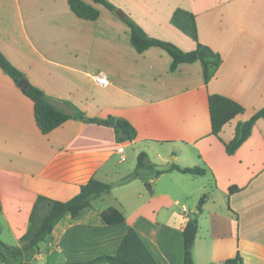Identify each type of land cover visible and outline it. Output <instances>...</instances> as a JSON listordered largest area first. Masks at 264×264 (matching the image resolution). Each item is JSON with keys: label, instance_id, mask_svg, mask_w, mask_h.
<instances>
[{"label": "crops", "instance_id": "0c3cea01", "mask_svg": "<svg viewBox=\"0 0 264 264\" xmlns=\"http://www.w3.org/2000/svg\"><path fill=\"white\" fill-rule=\"evenodd\" d=\"M82 1L99 11L96 21L77 18L67 0H0V54L57 109L84 115L43 135L32 101L0 69V238L5 231L6 241H14L9 247L21 248L39 196L64 202L90 179L112 189L76 218L63 216L36 252L11 257L7 251L10 258L1 264L113 256L129 228L158 264H182V231L202 196L193 263L222 264L238 255L242 264H264V118L233 154L225 149L237 126L264 106V0H106L114 11ZM176 10L194 16L198 41L221 57L207 84L198 62L171 71L164 50L137 53L131 45L124 17L150 38L193 50L195 42L171 22ZM97 73L105 75L106 87L95 83ZM212 94L244 108L219 137L211 134L207 99ZM109 117L128 122L134 139L122 142L115 125L89 121ZM124 143L133 147L132 163L120 168L129 157ZM155 145L173 155L152 159ZM140 152L164 172L141 170L142 178L123 183ZM172 165L199 167L205 174L166 172ZM164 177L179 184L194 210L182 208V214L167 218V209L177 202L169 188L152 187ZM108 210L121 213L123 222L106 224L102 214Z\"/></svg>", "mask_w": 264, "mask_h": 264}, {"label": "trees", "instance_id": "16d2710c", "mask_svg": "<svg viewBox=\"0 0 264 264\" xmlns=\"http://www.w3.org/2000/svg\"><path fill=\"white\" fill-rule=\"evenodd\" d=\"M95 4H100L110 11L115 8L106 0H91ZM71 12L79 19L87 21H96L99 18V11L93 6L82 0H67ZM123 21L128 25L131 31V45L137 53H143L151 47H158L171 57L170 70L175 71L180 64H191L198 62L202 69L204 83L210 80L213 70L221 63V57L218 53L212 51L206 45L198 41L194 16L182 10H176L171 22L185 35L189 36L195 42V48L188 52L181 51L175 45L148 37L143 30L127 19ZM0 69L9 76L16 84L23 75L17 71L1 54ZM21 92L28 97L33 103V114L37 128L46 135L54 129L61 126L66 121L75 118L83 119L84 115L76 111L75 115H68L57 109L38 88L28 84L27 88L21 89ZM66 103V102H65ZM68 104V103H66ZM211 134L219 137L222 127L228 124L237 115L244 112V108L237 102L212 94L207 99ZM264 118V106L255 112L247 121L239 124L236 128L234 138L225 144L228 154H233L241 144L251 135L254 124L257 120ZM91 122L109 125H118L115 133L121 137V141H132L135 137L134 128L126 121L107 118L105 121L92 119ZM152 172L159 176L164 171L155 170V165L149 161L145 152H140L136 159V167L132 174L126 177L122 182H129L133 179L142 178L140 171ZM176 171L182 174L194 176H203L205 171L199 167L181 168L178 165H172L166 172ZM145 187L150 185L145 183ZM112 186L95 179H90L85 185L79 187V192L67 201H56L43 196L37 197L32 212L29 217V228L26 234L21 238V248L6 246L0 241V246L11 251L12 256L16 257L26 252H36L39 244L46 241L59 220L69 215L76 218L82 211L90 206L92 200L110 193ZM238 188L230 187V192L237 191ZM205 196H202L197 205V214L194 219L188 221L183 228V261L182 264H194L192 258V247L197 233V215L201 213ZM45 210L42 217H39L40 210ZM106 224H117L123 222L124 218L121 213L115 210H108L102 214ZM1 255V254H0ZM158 264L152 254L149 252L139 235L132 228H129L121 240L117 252L113 256L103 255L85 262H68L65 264ZM222 264H242L241 258L237 255L235 258L228 259Z\"/></svg>", "mask_w": 264, "mask_h": 264}, {"label": "rangeland", "instance_id": "374dc122", "mask_svg": "<svg viewBox=\"0 0 264 264\" xmlns=\"http://www.w3.org/2000/svg\"><path fill=\"white\" fill-rule=\"evenodd\" d=\"M116 11H118V10H116ZM116 11H115V14H116ZM174 40H177V42H179V43H182L180 41H183L181 38H177V39L175 38ZM126 145H127V143L123 144V146H124V148L126 150V153L128 154L129 157L127 159V162L124 163L123 166H120V168L121 167H128L132 163V161L130 159V156H131L130 154H131V151L133 150V147H131V146L127 147ZM134 150H135V148H134ZM165 152H167L168 156H172L173 155V152L170 151V150L168 151L167 148H164V147L163 148H158V146L155 145L154 149L150 150V156H151L152 159L156 160L157 159V155L164 156V154H166ZM151 179H152V176L150 174H148L147 177H146V180L149 181ZM110 182H112V181H110ZM155 185H156V187L154 186V184L152 185L154 190H156V188H157V190L169 188V191L172 194V201H176L177 202L175 206L169 207L167 209V212H166V215H168L167 218H170V219L174 218L175 213L182 214V208H185L187 211H190V212L192 210H194L193 209L194 207H193L192 203L190 201L188 202L186 200V198L180 193V191H179L180 186H179V184L177 182L170 181L169 178L164 177V178H161V180L158 182V184H155ZM157 190H156V192H157ZM44 213H45V210L44 209L41 210L39 212V217H42L44 215ZM184 215L188 216L187 214H184ZM192 215L193 214H191V213L189 214L190 217H192ZM0 239H1V242L3 244H6L8 246H13V244H14V241H6L7 240V236H6V232L5 231H3L2 238H0ZM21 245H22V243H21ZM7 251L8 250L5 247H1L0 246V254H1L0 255V264H1V262L4 259L7 261L10 258V256L12 257L11 251H8V253L10 252L9 254H11L10 256L8 255ZM26 253H30V252H26Z\"/></svg>", "mask_w": 264, "mask_h": 264}, {"label": "built area", "instance_id": "2783aa9c", "mask_svg": "<svg viewBox=\"0 0 264 264\" xmlns=\"http://www.w3.org/2000/svg\"><path fill=\"white\" fill-rule=\"evenodd\" d=\"M93 78H94L95 83H96L98 86H100V87H106V86L108 85V82H107V80H106V77H105V75H103L102 73H97L96 75H94ZM117 153H118V154L123 153V148L120 147V148L118 149ZM123 161H124V159H123V158H120V162H123ZM183 211H185V210L183 209Z\"/></svg>", "mask_w": 264, "mask_h": 264}, {"label": "water", "instance_id": "95a60500", "mask_svg": "<svg viewBox=\"0 0 264 264\" xmlns=\"http://www.w3.org/2000/svg\"><path fill=\"white\" fill-rule=\"evenodd\" d=\"M116 14L119 16V17H122V13L120 11H116ZM17 87L20 88V89H25L27 88L28 86V83L27 81L24 79V78H20L18 80V82L16 83ZM118 125L116 124L115 127H117Z\"/></svg>", "mask_w": 264, "mask_h": 264}]
</instances>
